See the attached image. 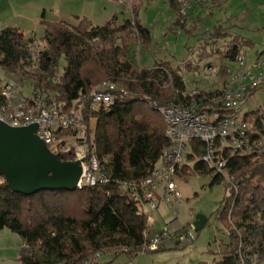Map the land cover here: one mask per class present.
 <instances>
[{
	"label": "trees",
	"instance_id": "trees-1",
	"mask_svg": "<svg viewBox=\"0 0 264 264\" xmlns=\"http://www.w3.org/2000/svg\"><path fill=\"white\" fill-rule=\"evenodd\" d=\"M170 4L177 12L170 29L188 31L189 14L183 13V0H170ZM44 24V47L36 36L18 27L0 29V68L56 101L61 112H70L74 103L85 97L82 123L88 133L94 126L103 181L83 188L42 189L25 195L9 189L0 175V230L8 228L25 241L20 264H84L97 251L113 254L110 261L98 264H111L123 253L136 256L146 242L149 221L141 202L123 190V185L148 176L171 142L156 106L191 100L181 65L156 60L153 66L142 67L134 62V44L147 50L153 46V34L137 10L122 21L117 13L104 25H94L87 18L75 24ZM230 30L216 24L204 32L196 52L199 64L217 58L220 82L227 80L228 69L240 51L247 52L245 47L253 44ZM183 62L187 72L192 71L191 58ZM106 81L116 83L119 89L107 108L90 111L92 91ZM219 86L201 89L196 99L209 104L219 97ZM258 90L251 88L249 97ZM250 114L258 131L255 136L264 134V109ZM60 136L68 134L60 132ZM204 150L201 140L192 142L191 171L185 168L178 176L213 175L212 186L224 184L225 195L215 216L228 242L220 259L199 264L264 263V154L223 147L220 155L227 159L231 176L227 181L202 161ZM61 158L74 160L73 149L63 152Z\"/></svg>",
	"mask_w": 264,
	"mask_h": 264
},
{
	"label": "built area",
	"instance_id": "built-area-1",
	"mask_svg": "<svg viewBox=\"0 0 264 264\" xmlns=\"http://www.w3.org/2000/svg\"><path fill=\"white\" fill-rule=\"evenodd\" d=\"M191 1L183 0V13H187ZM181 70L191 100L188 103L156 106L166 123V134L171 141L169 146L164 149L158 165L148 176L140 182H126L123 185V190H129L132 197L148 206V212L144 211V206L141 209L153 219L161 204L173 212V217L160 229L155 230L153 224H148L146 242L141 252L183 249L195 242L197 232L193 225L183 224L178 218L182 201L177 183L178 173L192 165L189 160L192 142L201 140L205 144L202 161L212 166L227 181H230L231 176L227 159L220 155L223 147L229 146L233 151L264 154V134L255 136L258 132L255 121L245 106L251 88L260 89L264 83V59L259 57L250 60L247 53L241 50L228 69L227 80L219 86V97L209 104L196 99L201 89L192 86L188 80L186 62L181 63ZM202 72L206 76H217L219 66L204 63ZM118 89L114 82L100 84L89 97V110L107 108ZM84 98L76 101L70 112H61L56 101L48 100L43 93L27 89L14 78H5L0 84L2 121L17 127L36 123V134L49 146H59L58 151L54 152L61 153L62 149L67 151L63 148L67 143L66 137H61L60 132H67L72 138L74 161L80 160L83 166L78 188L103 181L102 166L96 153L94 126L88 133L82 123ZM104 253L95 252L84 264L100 263Z\"/></svg>",
	"mask_w": 264,
	"mask_h": 264
},
{
	"label": "rangeland",
	"instance_id": "rangeland-1",
	"mask_svg": "<svg viewBox=\"0 0 264 264\" xmlns=\"http://www.w3.org/2000/svg\"><path fill=\"white\" fill-rule=\"evenodd\" d=\"M30 1L36 3L35 1L39 0ZM51 1L54 2V4L60 5V8H62L63 11H71L73 13L72 15H87L96 25L106 23L112 16L113 7L111 8V4H108V9L100 11L95 8V3L87 2L85 0H48V2ZM192 1H195V11L197 12L194 18H190L186 21L188 29H192L194 33L202 32L200 35L204 36V31L206 32L207 29H210L213 24L217 22V19L222 17L221 20L225 25H228L230 29L233 31L238 30L241 35L243 34V37L245 36L246 38H251L255 41V48L252 46L245 47L249 59L252 58L251 56L254 57L256 53L255 49L260 51L264 50V0H218L216 3H214L213 0ZM108 2L112 3V0H108ZM137 3L138 2H135L134 0L127 1L126 10L128 13H131V16L138 6ZM158 3L159 2L156 1L153 14H161L160 17L162 18V21L168 24L171 20V15L174 14V12L170 8H166V10L160 8L159 10ZM23 5H25V2L20 0H0V29L16 25L22 26L24 31L26 28L29 31L32 29L39 31L40 28L42 33L39 31L37 33L32 32L26 34L36 36L40 47H44V41L41 39L44 30L39 23H31L33 21L26 17L27 14H25L26 11L24 10ZM190 8L191 7L186 9L187 13ZM96 14H98V16ZM70 17L71 16L68 15V19ZM155 20V17H151L149 24ZM157 22H159L158 19ZM29 24H32L31 26L33 27H30ZM175 30L180 31L177 28ZM196 39L197 38L194 35H190L186 32H179L177 36L171 34L165 43L160 45L154 44L152 50H147L139 44H134V62L142 67H151L156 60H166L167 58L174 63L173 65L180 66L184 61L182 59L191 58L193 69L192 71H188L192 72L194 75V79L191 81L192 86L205 90L216 88L219 84L224 82H220L219 74L217 76H206L202 72L205 61L200 64L197 61V49L193 46L197 42ZM187 42L189 43L187 44ZM198 42H200V39ZM186 44L188 46H193L191 47L192 51L187 49ZM172 55L175 56L173 57ZM177 61L181 62L178 64ZM217 61L218 60L216 59L211 60L212 63L219 65V62ZM63 64L64 61L61 63L62 67ZM14 77L15 76L13 75L6 74V72L0 68V84L3 83L5 78ZM14 79L18 80L16 77ZM29 86L30 85H25L27 89H31ZM245 105L246 109L248 108L250 110L257 108L259 105L264 106V86L250 96ZM66 140L67 143L64 148L68 151L73 148V141L70 136H66ZM49 147L53 151H58L59 149V146L55 144L50 145ZM212 179L213 175L200 174H194L189 178L180 177L177 179L178 188L182 195L178 215L179 220L183 224L190 226L198 213H204L208 217V221L204 227L196 233L195 242L190 247L166 250L168 252L163 255L167 257L169 263L172 261L175 263L179 261L178 264H199L200 261L211 263L214 259L212 258V255L210 257L212 252L209 253L208 251L209 249H217V243H215L214 240H217L216 237H221L223 242V236H228L220 221L215 216L216 210L224 198L225 187L222 183H217L212 186ZM140 205L141 207L144 206L145 209H148L147 205ZM147 216L149 221L148 224H153L154 229L157 230L160 229L166 221H169L173 217V212H171L165 204H161L159 210L155 214V219H153L151 215L149 216L147 214ZM215 233L216 236L214 235ZM24 245L25 241L18 233L13 232L8 228L0 230V264H20V251ZM163 252L165 251H160L159 253ZM111 256L113 257L112 253H104L101 261H107Z\"/></svg>",
	"mask_w": 264,
	"mask_h": 264
},
{
	"label": "water",
	"instance_id": "water-1",
	"mask_svg": "<svg viewBox=\"0 0 264 264\" xmlns=\"http://www.w3.org/2000/svg\"><path fill=\"white\" fill-rule=\"evenodd\" d=\"M37 129L36 123L17 127L0 119V175L6 186L25 195L42 189L76 188L83 174L82 162L62 160V154L52 151L36 134ZM207 221L204 213H198L192 222L195 231Z\"/></svg>",
	"mask_w": 264,
	"mask_h": 264
},
{
	"label": "crops",
	"instance_id": "crops-1",
	"mask_svg": "<svg viewBox=\"0 0 264 264\" xmlns=\"http://www.w3.org/2000/svg\"><path fill=\"white\" fill-rule=\"evenodd\" d=\"M20 1H24L25 2V5H23V8L26 11V13H25V14H27L26 17L31 19L33 21L31 23H33V24L39 23V25L43 28V30L45 29L44 21H65V22H68L70 24H75V23L78 22V20L80 18H87L94 25H96L95 22L92 21L87 15H84V16H80V15H76V14L72 15L73 13L71 11L70 12L63 11L62 8H60V5L54 4V2H52V1L48 2V0H39V1H35L36 3H34L33 1H30V0H20ZM85 1L91 2V3H95V8L99 9L100 11H104V10L108 9V4H111V8L113 7L112 16L107 20V22L117 13H118V17H119L120 21L131 17V13H128L127 10H126L127 9V1L128 0H112V3H109L108 0H85ZM134 1L138 2L137 3L138 6H137L136 10L138 11L139 18L151 30V32L153 34V45L154 44L160 45L162 43H165V42H167V40H168V38L170 37L171 34L177 36L179 32H186V33H188L190 35L196 36V38H197L196 41L197 42L193 45L194 48H196V49L198 48L199 44L202 43L201 41L205 37V35L204 36L200 35V34H202V32L194 33L192 31V29H190V28L187 29L188 31H184V30L183 31L182 30L178 31V30H175V29H173V30L170 29V26L173 24V22L175 21L176 16H177V12L172 8V6L170 4V0H134ZM156 1L159 2L158 3L159 10H160V8H164L165 10H166V8H170L174 12V14L171 15V20L169 21L168 24H166V22L162 21V18L160 17L161 14H158V13L157 14H153V10L155 8ZM27 2H29V3H27ZM161 2H162V4H161ZM92 7H94V6H92ZM190 7L192 9L190 8V10L188 12V14H189L188 20L190 18H194L196 16V12L197 11H195V8H196L195 1L191 2V6ZM98 14H96V15L98 16ZM68 15L71 16L69 19H68ZM211 15H213V14H211ZM151 17H155L156 20L150 22V24H149V20L151 21ZM199 17H197V18H199ZM74 19H75V21H74ZM157 19L159 20V22H157ZM221 19H222V17L218 18L217 22L214 23L213 26L210 29H207L206 31L212 30L213 27L216 24H218V23L224 24V22ZM104 24H102V25H104ZM31 25L32 24H29L30 27H33ZM98 25H101V24H98ZM225 26L229 27L228 25H225ZM15 27H18L22 31H24L22 26H17L16 25ZM37 28H39V27H37ZM39 31H40V33H42L41 32L42 30L40 28H39ZM39 31H36V30H33V29L31 31H29L26 28V30L24 32L25 33H32V32L33 33H37ZM230 31L233 32L232 29ZM234 31L239 33L238 30H234ZM198 35H200V36H198ZM199 39L201 40L200 42H198ZM247 39L252 41V43H253L252 47L255 48V41L253 39H251V38H247ZM188 43L189 42H187V44ZM193 46H188L187 45V49L189 51H192L191 47H193ZM255 50H256V53H255L254 57L251 56L252 58L250 60L258 57L259 55H260L261 58L264 59V53L262 52L264 50H261V51L257 50V49H255ZM172 56L174 57L175 55H172ZM186 59L187 58L182 59V60H186ZM214 59H217V58H214ZM162 60H165V59H162ZM166 60L170 61L172 64H174L170 59L166 58ZM181 61H177L178 64ZM187 73H188V79L189 80H193L194 79L193 73L189 72V71ZM258 108L264 109V106L259 105L255 109H258ZM255 109H252V110H255ZM248 110L252 111L250 109H248ZM93 123H94V121H93ZM188 171H190V169ZM179 178H180V176H178V179ZM143 209H144V211L148 212V209H145L144 207H143ZM214 235L216 236V233ZM216 239L217 240H214V241H215V243H217V249L216 250L209 249V251H208L209 253L212 252V254H210V257L212 255V258L214 260H218V259L221 258V253L224 250V245L228 242V236H225V235L223 236V242H222V238L221 237H216ZM166 252H168V251H165L163 253H159V252L158 253H139L136 256H131L128 253H123L120 256H118L116 258V260H114L111 264H178L179 263V261L176 262V263L173 262V261L171 263H169L167 257L165 255H163ZM112 258L113 257L111 256L107 261H110ZM101 262H106V261L102 260ZM261 264H264V263H261Z\"/></svg>",
	"mask_w": 264,
	"mask_h": 264
},
{
	"label": "flooded vegetation",
	"instance_id": "flooded-vegetation-1",
	"mask_svg": "<svg viewBox=\"0 0 264 264\" xmlns=\"http://www.w3.org/2000/svg\"><path fill=\"white\" fill-rule=\"evenodd\" d=\"M64 148V147H63ZM52 150V149H51ZM64 152V149L61 150V154ZM63 160V159H62Z\"/></svg>",
	"mask_w": 264,
	"mask_h": 264
}]
</instances>
